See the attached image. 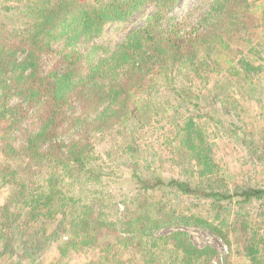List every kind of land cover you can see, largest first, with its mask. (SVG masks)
I'll return each instance as SVG.
<instances>
[{"label": "rangeland", "instance_id": "rangeland-1", "mask_svg": "<svg viewBox=\"0 0 264 264\" xmlns=\"http://www.w3.org/2000/svg\"><path fill=\"white\" fill-rule=\"evenodd\" d=\"M34 1L0 0L2 35L14 29L22 33L31 27L30 23H35V15L30 17L27 13ZM71 1L85 6L98 0ZM145 1L141 10L126 21L105 25L97 33L85 29L87 34L81 36L82 45L77 50L85 54L92 51L97 60L106 51L115 49L132 27L144 25L154 12L156 0ZM212 2L179 0L169 15L174 21L179 20L183 29L193 28ZM248 2L256 35L250 37L251 42L246 38L233 42L226 54L235 63L243 56L257 58L251 45L260 47L257 43L264 34V0ZM69 50L64 49L62 42H54L42 51L41 72L49 74L64 67ZM214 59L203 63L199 58L176 66L174 87L185 86L188 94L189 91L193 94H177L172 87L164 86L168 83L162 75H156L152 91L137 94L130 101L132 107L138 106L130 120L120 119L104 130L93 132V149L86 162L92 170V180L82 171L76 172L77 180L65 177L58 182L68 203L63 210L57 212L53 207L51 214L46 207L37 219L28 221L23 207L25 196H19L18 203L11 202L14 185L0 180V264H189L173 241L165 245L160 240L158 246H152L146 242L147 235L142 242L120 239L119 236L125 235L127 218L147 213L153 220L170 221L184 214L203 217L215 224L226 218L230 224H236L237 208L227 199L217 203L203 193L183 194L175 186L157 185V178L169 182V178L175 177L188 180L194 187H206L208 191L215 188L232 193L248 186L264 187V71L251 74L247 81L244 74L238 75L229 67L227 70L225 62L219 65ZM88 60L86 56L77 58L73 68L79 74H86ZM158 67L157 63L147 66V76L153 75ZM190 120L201 130L195 138L198 149L206 156L201 165L186 141L184 128ZM30 124L31 119L22 126L28 128ZM16 134L20 136V131ZM143 178L149 180L142 183L139 179ZM145 184L156 186L147 191ZM71 199L80 201L72 204L76 210L70 206ZM87 204L94 206L93 216H100L101 211L107 224L88 231L93 239L86 244L87 231L75 228L74 218ZM127 205L131 213L123 218L129 211ZM239 210L240 220L247 229L235 231L232 226L226 231V238L210 228L173 226V222L162 224L155 233L159 236L184 230L198 246H211L216 252L204 253L203 264H252L245 245L264 235V199L252 201ZM263 245L259 256L264 260Z\"/></svg>", "mask_w": 264, "mask_h": 264}, {"label": "trees", "instance_id": "trees-1", "mask_svg": "<svg viewBox=\"0 0 264 264\" xmlns=\"http://www.w3.org/2000/svg\"><path fill=\"white\" fill-rule=\"evenodd\" d=\"M178 1L156 0L155 10L146 23L132 27L115 49L106 51V55L102 54L97 60L92 51L85 54L77 50L82 45L81 36L87 34L86 30L97 33L105 25L128 20L141 10L145 0H98L85 6L76 5L71 0H43L41 3L36 0L28 7L30 17H36L30 28L22 33L18 29L8 31L7 35L0 32V180L14 185L11 202L18 203L19 196H25L23 207L28 221L37 219L46 207L51 214L53 207L57 212L63 210L68 203H65L66 193L58 187V182L65 177L77 180L76 172L84 171L87 179L92 180V170L86 164L93 149L91 134L112 126L120 119L130 120L138 108L132 107L130 101L137 94L152 91L156 75L167 80L168 86L165 87H172L177 94L186 96L193 94L192 91L188 94L185 86L181 89L174 87L177 65L183 66L199 58L206 63L215 57L214 62L219 65L225 62L227 70L229 67L238 75L244 74L247 81L251 74L264 71V34L260 36L262 41L257 43L260 47L251 45L257 58L243 56L235 63L226 54L232 49L233 42L244 38L251 42L250 37L256 35L248 0H213L200 21L187 29L169 15ZM54 42H62L64 49L70 48L66 52V64L60 70L43 74L41 53ZM84 56L89 59L88 71L79 74L81 72L73 66L77 58ZM151 63H157L159 67L153 75L147 76L146 67ZM30 119L29 127H23V123ZM184 129L186 141L201 165L206 156L202 155L203 150L198 149L195 141L201 130L195 127L193 120ZM18 131L20 136L16 134ZM13 161L17 163L15 166L10 163ZM147 180L139 179L142 183ZM157 181V185L175 186L183 194L203 193L206 197H213L217 203L227 199L237 208L236 224H230L226 218L215 224L203 217L184 214L176 215L170 221L153 220L147 213L129 217L131 210L126 206L129 211L123 218L129 217L128 226L120 239L130 243L134 239L142 242L147 235L146 242L152 246H158L160 240L165 245L173 241L177 248L182 249L183 259L189 264H203L204 253H215L216 250L209 245L198 246L184 230L158 236L155 231L162 224L173 222V226L210 228L226 238V231L232 226L235 231L247 229L240 220L239 209L252 201L264 199L263 186H248L231 193L211 187L208 191L206 187H194L188 180L175 177L169 178V182L161 178ZM155 186L143 185L147 191ZM71 200L70 206L76 210L72 204L80 201ZM84 209L75 216L74 225L87 231V244L93 239L88 231L100 228L107 221L101 216V211L100 216H93L95 209L92 204L85 205ZM262 243L264 235L245 245L252 264L264 261L259 256Z\"/></svg>", "mask_w": 264, "mask_h": 264}]
</instances>
